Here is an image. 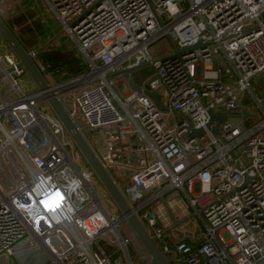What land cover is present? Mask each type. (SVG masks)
<instances>
[{
  "label": "built area",
  "instance_id": "built-area-1",
  "mask_svg": "<svg viewBox=\"0 0 264 264\" xmlns=\"http://www.w3.org/2000/svg\"><path fill=\"white\" fill-rule=\"evenodd\" d=\"M44 5L42 13L52 12L77 47L83 70L75 76L61 70L66 77L55 82L57 71L25 47L48 83L39 90L32 81L35 90L25 93L24 79L31 78L0 38V256L42 250L40 264L142 258L136 235L47 102L53 94L164 256L170 250L158 206L182 192L188 199H179L182 206L193 208L205 230L196 245L178 240L181 260L264 264V110L246 125L237 94L251 91L250 80L264 71V0ZM166 36L169 53L154 58L150 45ZM197 42L203 46L174 51ZM143 61L154 72L146 87L117 79L124 73L115 72ZM120 82L128 88L124 98L115 89ZM146 89L160 95L164 108ZM209 111L226 115L217 133L206 126ZM193 128L204 132L191 137ZM177 260L174 254L170 263Z\"/></svg>",
  "mask_w": 264,
  "mask_h": 264
},
{
  "label": "rangeland",
  "instance_id": "rangeland-1",
  "mask_svg": "<svg viewBox=\"0 0 264 264\" xmlns=\"http://www.w3.org/2000/svg\"><path fill=\"white\" fill-rule=\"evenodd\" d=\"M44 11V0H0V13L2 14V18L7 24L14 23L12 16H14L15 14H23L27 18V20H29L27 21V26H30L29 24L31 23H36L38 30L37 33L39 45L35 50L39 51V58H43L42 56L46 52V48H43L41 53L40 48L46 46L51 48L54 44H56V40L58 43L57 48L60 51L67 49L66 52H69L70 54L74 55L77 47L70 41L69 37L62 32L61 25L56 19L55 15L52 12H46L43 14L42 12ZM11 30L16 31L17 29L13 26ZM55 36H57V39L54 40ZM170 48L171 44L166 36L164 38L158 39L153 45H151L149 51L154 56H160L169 53ZM95 49L96 46L93 47L91 50ZM60 71L58 70L53 74V80L55 82H60L66 77L62 76ZM153 73V69L149 64L132 69L129 72V74L132 75L137 82H142L144 87L147 86V82L152 77ZM117 79L122 81V77L117 76ZM24 80L27 85L25 93L34 91L35 88L32 86V80L27 77ZM250 85L251 91L246 90L244 92L239 91L237 93L239 104L244 109H248L251 113V116L247 118L245 117V119H243L246 125H252L258 122L262 116L264 110V71L254 76L250 80ZM115 89L121 95L122 98H124L123 94L128 91V88L125 86V83H120L118 87H115ZM164 95L165 94L163 93V96ZM256 99H260L261 103L259 104ZM64 106L68 108V105L65 102ZM229 120L232 123H236L240 121V118L231 116L229 117ZM0 182L3 183L4 181L1 180ZM95 187L97 188L99 194L102 195L103 190L100 189V185L96 183ZM106 205L107 207H109L110 210L113 209V206L111 204L106 203ZM160 212L163 213V215L161 216L162 218L166 217V224L169 223L170 219L168 217V212L164 208ZM193 224L194 223L189 222L182 228L185 227L189 229V231H193ZM168 234H170L168 241L171 245H175L178 242L179 238L184 236L181 230L177 231V228L169 231ZM45 256L46 254L42 250L27 253L26 255H23L19 258H14L13 256L9 255H2L0 256V264H40L43 262ZM165 256L170 262V258L173 259L174 253L170 251ZM132 264H137V262L133 260Z\"/></svg>",
  "mask_w": 264,
  "mask_h": 264
},
{
  "label": "water",
  "instance_id": "water-1",
  "mask_svg": "<svg viewBox=\"0 0 264 264\" xmlns=\"http://www.w3.org/2000/svg\"><path fill=\"white\" fill-rule=\"evenodd\" d=\"M261 20L264 24V12L261 14ZM0 38L3 40L5 45L9 48V50L16 56L18 60V65L23 66L25 70L27 71L29 77L32 79V81L35 83L37 88L39 90H45L48 88V83L38 70L37 66L35 65L33 59L31 58V54L27 51L25 46L22 44L21 40L16 36V34L11 30V28L8 26V24L4 21V19L0 16ZM203 44L201 42H197L195 44L186 46L184 48H178L175 47L174 51L176 54L190 51L192 49H195L197 47H201ZM38 50H36L37 52ZM147 65V62H141L138 65H134L129 68L122 69L120 71L115 72L116 74L119 73H126L130 72L132 69L138 68L140 66ZM128 83L130 86L135 90H141L140 86L135 81V78L130 75L128 78ZM145 94H147L160 108H164L160 102V95L156 91H149L144 90ZM46 100L53 109V111L56 113V115L59 117L65 128L67 129L69 135L75 142L78 149L81 151L83 156L85 157L87 163L92 168L96 176L98 177L101 184L104 186L105 190L108 192L111 199L114 201L115 205L119 209L122 218L127 222L131 230L134 232L138 240L141 242L145 250L147 251L149 257H150V264H171L169 261H167L166 257L163 255L160 248L157 246L155 242V237L150 236L148 232L145 230L144 226L138 219V217L133 212L132 208L130 207L129 203L127 202L126 198L124 197L121 190L118 188L112 177L109 175V173L104 169L102 164L97 159L95 153L83 137V135L80 133V131L77 129L76 125L70 118L69 114L61 104V102L54 96L53 94H48L46 96ZM244 116L250 115L249 111L247 109H244L243 111ZM209 121L206 124L208 128H211L212 131L215 133L218 132V123L221 122L226 115H216L209 111ZM3 119V115H0V121ZM215 120L216 123L214 125L212 124V121ZM204 130L202 128L195 129L193 128L189 136H201L203 134ZM178 224H175L171 228H168L164 230V241L166 242L167 248L172 251L176 258L178 259L176 264H186L183 260L180 259L179 252L175 248L174 245H171L168 241V232L175 229ZM202 262V260L200 259Z\"/></svg>",
  "mask_w": 264,
  "mask_h": 264
},
{
  "label": "trees",
  "instance_id": "trees-1",
  "mask_svg": "<svg viewBox=\"0 0 264 264\" xmlns=\"http://www.w3.org/2000/svg\"><path fill=\"white\" fill-rule=\"evenodd\" d=\"M12 19L14 21L13 24H8V26L12 29L13 26L16 27V31H13L16 36L21 40L23 45L28 48V49H36L39 45V40H38V30H37V25L34 22L33 24H29L30 26H27L29 20L23 15V14H15L12 16ZM18 31V32H17ZM169 41V40H168ZM46 47H41L40 51L42 53V49ZM39 51L37 52V57H38ZM165 55V54H164ZM163 55H160L161 57ZM43 58H40L41 60L47 62L50 65L51 70L55 71H60V70H67V72L70 75L78 74L82 72V67L80 65V62L74 57V55L70 54L69 52L66 51H47L43 54ZM156 57V56H154ZM39 58V57H38ZM248 110V109H247ZM249 111V110H248ZM250 116V115H249ZM249 116H246L249 117ZM245 119V118H244ZM126 229L128 231H132L129 225L126 226ZM137 238V237H136ZM138 240V238H137ZM138 243L140 244L141 250L143 255L145 254L147 256V264H150V257L141 244V242L138 240ZM142 255V254H140Z\"/></svg>",
  "mask_w": 264,
  "mask_h": 264
},
{
  "label": "crops",
  "instance_id": "crops-1",
  "mask_svg": "<svg viewBox=\"0 0 264 264\" xmlns=\"http://www.w3.org/2000/svg\"><path fill=\"white\" fill-rule=\"evenodd\" d=\"M150 47H151V45H150ZM47 48H48L47 51H53V50L60 51L57 47H54V48L53 47H51V48L47 47ZM63 51H67V49L62 50L61 52H63ZM152 56L154 57V55H152ZM157 57H159V56H156L154 58H157ZM75 75H77V74H74L72 76H75ZM129 76H130L129 72H126L123 74L122 79L128 80ZM119 81H121V80H119ZM120 83H123V82H120ZM137 84L142 86V82H137ZM243 110H244V108H243ZM181 198L185 202V204H188L187 197L181 192L179 194V197H176L175 199L170 201L168 205L164 203V206H161V205L158 206L160 211H162V209L164 208L168 212V217L170 219V222L166 224L167 220H166V217H164L165 218L164 219V221H165L164 222V224H165L164 229L166 230L168 228H171L175 224L179 223V225L176 227L177 231L181 230L184 234V236L180 237L179 240L185 241L191 245H196L197 243H199L201 235L204 233V230H205L204 223H203L202 218L197 213H195V211L193 210L192 207H190L188 205L187 209H186L184 206H182L183 204H181V202L179 200ZM189 222L194 223L193 224V228H194L193 231H189V229H187L185 227L182 228L184 225H186ZM167 236L170 237V234H167ZM131 251H133V250L131 249ZM140 254H142L141 255L142 258H140V256H138V254H135L133 260H135V262H137V264H147L146 263L147 262V256L145 254L143 255L141 247H140Z\"/></svg>",
  "mask_w": 264,
  "mask_h": 264
}]
</instances>
